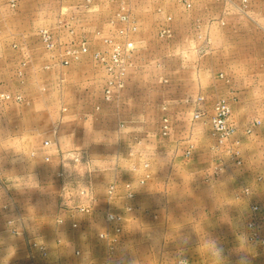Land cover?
Segmentation results:
<instances>
[{"label":"rangeland","instance_id":"1","mask_svg":"<svg viewBox=\"0 0 264 264\" xmlns=\"http://www.w3.org/2000/svg\"><path fill=\"white\" fill-rule=\"evenodd\" d=\"M104 1V5L98 6L99 0H91L89 3H86V0H56L53 7L54 15L49 24L37 29L25 42L20 38L11 37L4 42L10 49L16 50L13 47L21 46L28 51L22 53L8 51L0 54L7 68L6 91L0 95L22 97L20 104L0 102V108L13 105L23 111L49 109L56 117L54 123L56 134L53 135L50 131L53 139L50 134H38L34 135L36 136L34 142L32 144L29 142L23 149H14L13 144L0 149L3 181V186H0V209L9 207L7 211H13V206L19 218L18 207L30 205L40 207L42 204L55 211L51 223L56 225L59 217L65 221L63 218L65 213L59 211L61 183L57 177L54 178L55 172L56 176L60 171L65 173L67 188L71 195L75 194L78 186L91 191L94 207L96 205L101 207L99 212L101 216L97 219L106 227L104 215L108 211L120 214L123 223L144 219L157 220L158 213L139 210L142 204L141 202L139 204L140 200L137 197L147 186L152 172H159L160 158L168 156L172 159L178 156L191 160L196 144L198 147L209 144L212 163L205 173L209 172L214 180L229 169L228 165H231V169L238 170V167L235 168L232 164L239 165L240 160L244 158L248 161L256 159L264 164V84H252L248 96H245L240 95L238 86H229L228 79L221 73H217L216 79L213 73H209L208 76L200 75L197 87L185 85L180 89L173 82L170 84L164 82L165 78L171 76L166 66L170 70L178 62L198 64L201 58L207 56L213 42L218 43L224 33L226 35L231 33L227 37L228 43L232 45L239 43L240 46L247 45L250 50L254 49L255 57L250 55L253 62L259 57L262 61L264 0ZM119 14L129 15L137 26L136 33L128 35L129 41L134 44L131 51H126V39L118 35L119 30L126 29L117 20ZM41 30H47L51 34L53 46L51 50L46 49L40 40L38 34ZM165 31L169 32V35H163ZM198 43L202 45L199 50L201 52H197L195 47L182 51V45L190 48ZM175 44L178 46H174ZM82 45L87 49V53L79 55L78 61L72 62L69 53L79 51ZM115 48L122 53L123 84L120 89L109 86L112 98L107 103L103 97L106 83L116 81L120 73V69L112 64ZM177 48L179 50L176 51ZM233 56L228 65L243 64L246 60L244 54ZM62 60L70 61L69 66H62ZM204 63L208 64V61ZM130 76L132 81L129 82ZM1 78L3 79L2 76ZM211 79H214V83L207 82ZM87 83L91 85L88 86ZM240 91L242 93V90ZM124 95L125 99L128 95L133 101L129 104L134 107L130 109L133 111L131 115L143 117L144 128L126 131L125 120L120 117L125 115L121 111L127 108V104L120 99ZM219 103H224L228 109L226 123L232 130L230 137L221 145L211 130V120ZM63 110L77 113L86 110L91 117L85 127L84 124L75 123L78 133L74 134V138L79 141L77 146L73 145V148L69 149L59 148L57 142L62 115L68 113ZM196 111L203 113L204 116L193 122L192 115ZM104 113L108 118H104L102 126L96 127L95 116ZM111 115L115 116L111 118ZM164 126L167 127L166 136L163 135ZM248 130L251 132L248 133ZM101 136L111 140L115 138V143L105 150L87 147L90 141L92 143ZM44 141H52V147L44 150L42 148ZM255 141L257 144L251 147ZM190 146L193 155L185 157L186 148ZM44 154H48L52 159L51 165L64 159L57 171L52 165V169L47 173L50 178L47 182L37 183L29 177L23 179V174L18 180L11 177L19 169L15 167V161L25 165L31 164L32 161L42 162ZM74 157H84L87 164H75L72 161ZM26 169L30 168L27 166ZM112 184L115 191L113 198L109 200L106 197V189ZM37 185L43 187L46 193L49 192L47 196L42 195L41 199L44 201L41 199L33 201V195L38 193L35 190L39 187ZM126 185L130 186L134 194L133 200L126 198ZM262 200L261 203L256 200L253 204L248 201L244 204L247 206L246 211L226 215L229 217L228 223L225 225L220 223V226H225L226 229L219 230V234L217 231H211L214 238L209 243H199L198 249L184 244L181 249L182 255L189 258L196 254H217L218 246L223 248L225 254L264 256ZM32 201L34 204H30ZM253 206L258 207L257 213L252 211ZM129 207L132 211L126 212ZM8 214L10 215V212ZM214 216L222 218L223 215ZM14 217L13 215L12 219ZM182 219L180 221L183 224L190 222L189 217ZM223 233L230 237V243L226 238L224 241L219 238ZM28 241L38 242L26 238V247ZM216 241L222 242L213 245L212 243ZM103 243L105 255L110 258L107 244ZM182 262L191 264L186 260Z\"/></svg>","mask_w":264,"mask_h":264},{"label":"crops","instance_id":"2","mask_svg":"<svg viewBox=\"0 0 264 264\" xmlns=\"http://www.w3.org/2000/svg\"><path fill=\"white\" fill-rule=\"evenodd\" d=\"M9 1L0 0V54L8 51L15 53L28 51L21 46L13 47L16 50L10 49L4 42L8 37L20 38L24 42L32 37L37 29L45 27L52 21L53 7L56 4V0H14L16 5L12 9ZM104 2V0H99L97 5H104ZM230 35L231 33L228 35L224 33L218 43L213 42L207 56L201 58L198 64L178 62L170 70L166 66L165 68L171 76L165 78V84L173 82L180 89L185 85L197 87L200 83V75L207 74L208 76L209 73H213L216 79L217 73H221L224 78L228 79L229 86L239 87L240 95L248 96L250 86L254 83L263 85L264 59L261 61L259 57L257 61L253 62L252 56L255 57L256 51L250 50L247 45L228 43L227 37ZM174 46H178V44ZM185 46H181L182 51L185 48L191 50L195 47L197 52H201L199 51L202 46L200 43L190 48ZM177 50L179 49L177 48ZM237 54L245 55L244 63L228 65L231 57L237 56ZM204 61H208V64ZM6 69V63L0 57V93L6 91ZM131 78L130 76L129 82L132 81ZM207 82L214 83V79ZM87 85L89 86L91 83H87ZM125 96L120 99L127 104V108L121 111L125 114L124 117H120L125 120L126 131L144 128L143 117L131 115L133 111L130 109H134V107L129 104L132 99L128 95L125 99ZM85 109L87 110L88 107ZM86 110L83 113L63 110L68 113L62 115L61 129L58 130L59 148L69 149L73 148V145L77 146L79 140L74 138V134L78 133L75 123L84 124V127L88 125L87 121L91 117ZM105 116V113L96 115L94 125L102 126L104 118H108ZM113 116L115 115H111V118ZM55 122L56 117L49 109L46 111H23L13 105L0 108V149L8 148L11 144L14 145V149H23L29 142L31 144L34 142L36 138L34 135H51L50 131L52 132L56 128ZM191 133L193 134V132ZM1 135L3 136L1 137ZM51 138L53 139L52 135ZM114 140L115 138L111 140V138L101 136L92 143L90 141L87 147L105 150L109 145L115 143ZM256 144L255 141L251 147ZM210 146L203 144L198 147L196 144L191 160L178 156L172 159L168 156L158 159L159 172H152L147 186L138 193L137 198L140 200L139 204L140 202L142 204L139 206V210L158 213L159 216L155 221L144 219L124 222L121 228L120 243L110 258L105 255V244L98 239V235L106 230L101 220L97 219L101 216L99 205L94 207L90 216L75 215L70 218L64 214V224L56 226L51 223L55 213L54 209L49 210L41 204L40 207L30 205L17 208L25 237L14 236L10 233L6 222L12 220L13 215L8 214L11 210L0 209V264H16L21 261H24V264H29L25 260L27 257L26 238L37 240L46 246L48 253L46 264H177L183 260L191 264H264V256H236L222 253L221 257L214 253H206L185 258L182 255L181 249L184 244L198 249L199 243H209L214 238L211 231H217L219 234V230L226 229L225 226L221 227L220 223L222 222L223 225L228 223L229 217L226 215L246 211L247 206L244 205L246 202L250 201L249 203L253 204L254 201L259 200L258 202H260L261 199L264 202V164L256 159L248 161L244 158L240 160L239 165L232 164L235 168L238 167V170L231 169V165H228L229 169L214 180L209 172L205 173L212 163ZM46 155L44 154V156ZM43 157L44 164L32 161L31 164L25 165L15 161L14 165L19 169L11 177L18 180V177L23 174V179L29 177L30 180L37 181V183L47 182L50 179L47 173L52 169V165L57 171L64 159L61 162L59 160L53 162L51 165L52 159L45 162ZM27 166L30 168L29 170L26 169ZM35 190L38 193L33 195V201L39 200L43 194L47 196L46 194L49 193H46L47 191L41 186L36 187ZM33 201L30 204H34ZM41 201L44 200L41 199ZM214 215L223 216L219 218ZM192 216L195 218L194 220ZM17 217H19L18 214ZM182 217L184 219L189 217L190 222L183 224L180 221L183 220ZM72 223L78 225L76 230L71 229ZM219 238L222 241L226 238L230 243V237L225 233ZM221 242L216 241L212 244L219 245ZM76 251L79 252L78 256L75 255Z\"/></svg>","mask_w":264,"mask_h":264},{"label":"built area","instance_id":"3","mask_svg":"<svg viewBox=\"0 0 264 264\" xmlns=\"http://www.w3.org/2000/svg\"><path fill=\"white\" fill-rule=\"evenodd\" d=\"M91 0H86V3H89ZM9 5L11 8H14L16 5V2L14 0L9 1ZM118 22L121 25H124L126 29L119 30L118 35L122 38L126 39V51L133 50V43L129 41L130 34H134L137 31V26L135 22L131 19L129 15L126 14H119L117 17ZM169 35V32L165 31L163 35ZM39 38L45 45L46 49L51 50L52 49V37L49 31L47 30H41L39 31ZM87 49L84 47V45L81 46L79 51H73L69 53L70 59L72 62L78 61L79 55L86 54ZM122 53L118 48L113 49V55H112V64L120 69V73L118 74V77H116V81L106 83V87L104 89V101L110 102L112 95H111V89L110 87H117L118 89L122 88V77L124 75L123 69H122ZM70 61L62 60L61 65L62 66H69ZM0 102H14L16 104H20L22 102V97L19 95H16L14 97L10 95H0ZM228 115V109L224 103H219L215 107L214 116L211 120V130L212 135L217 139L218 143L221 145L223 141H225L227 138L230 137L232 130L226 123V118ZM203 113H200L198 111L194 112L192 115V121L196 122L203 118ZM255 124H258V122H255ZM163 135H167V127H163ZM248 133L251 131L248 130ZM53 135L56 134V129L52 131ZM52 147V143L50 141H44L42 148L44 150H48ZM192 153V147L186 148V151L184 153L185 157L191 156ZM45 162L50 161V157L48 155L43 157ZM72 161L75 164H87L84 161V157H74ZM57 179L61 183V202H60V208L59 211L67 214L70 218H73L75 215H84L89 216L93 210L94 207V199L91 197V191L88 190L86 187H77L74 191V195H71L69 193V189L67 188V176L63 171L58 172ZM141 184H143V181H141ZM0 186H3V181L1 177V170H0ZM115 191V186L112 184L107 187L106 189V197L107 199L111 200L113 198ZM126 198L128 200L134 199V194L130 188L129 185H126ZM9 207H3V210L7 211ZM13 211L11 210L10 213L13 214L15 217H17V211L12 206ZM132 211V208L129 207L126 209V212ZM252 211L257 213L258 207L253 206ZM104 221L106 225V230L98 235V239L102 242H105L107 244V253L108 257H111L114 254V251L118 244L120 243V235L122 231V224H123V217L120 214H114L110 211L106 212L104 215ZM17 223V224H16ZM64 224V220L59 217L56 220V225L62 226ZM7 227L9 228V231L14 236H21L24 237V231L21 226L20 218H15L12 220H9L6 222ZM18 226V227H17ZM78 228V225L75 223L71 224V229L76 230ZM59 244V242H57ZM264 245V240L262 242ZM75 255L78 256L79 252L76 251ZM38 260V263H37ZM48 260V253L45 246L41 245L40 243L36 241H28L27 242V257L26 261L29 264H46ZM16 264H23L21 262H18ZM178 264H183V262H178ZM186 264H189L186 262Z\"/></svg>","mask_w":264,"mask_h":264},{"label":"clouds","instance_id":"4","mask_svg":"<svg viewBox=\"0 0 264 264\" xmlns=\"http://www.w3.org/2000/svg\"><path fill=\"white\" fill-rule=\"evenodd\" d=\"M216 253H217V255H219V256L222 257L223 248L217 246V248H216ZM242 259H243V258H242ZM183 264H186V262H183Z\"/></svg>","mask_w":264,"mask_h":264}]
</instances>
